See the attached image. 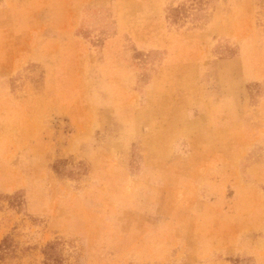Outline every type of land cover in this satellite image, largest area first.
Returning a JSON list of instances; mask_svg holds the SVG:
<instances>
[{
	"label": "rangeland",
	"instance_id": "obj_1",
	"mask_svg": "<svg viewBox=\"0 0 264 264\" xmlns=\"http://www.w3.org/2000/svg\"><path fill=\"white\" fill-rule=\"evenodd\" d=\"M0 264H264V0H0Z\"/></svg>",
	"mask_w": 264,
	"mask_h": 264
}]
</instances>
